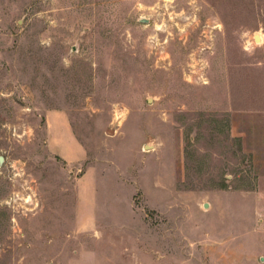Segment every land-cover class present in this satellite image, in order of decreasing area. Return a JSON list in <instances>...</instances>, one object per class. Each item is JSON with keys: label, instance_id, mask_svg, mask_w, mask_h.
Wrapping results in <instances>:
<instances>
[{"label": "rangeland", "instance_id": "374dc122", "mask_svg": "<svg viewBox=\"0 0 264 264\" xmlns=\"http://www.w3.org/2000/svg\"><path fill=\"white\" fill-rule=\"evenodd\" d=\"M0 158V264H264V0H0Z\"/></svg>", "mask_w": 264, "mask_h": 264}, {"label": "water", "instance_id": "95a60500", "mask_svg": "<svg viewBox=\"0 0 264 264\" xmlns=\"http://www.w3.org/2000/svg\"><path fill=\"white\" fill-rule=\"evenodd\" d=\"M141 22H143V20H141ZM254 42H256V43H260V38H259V36L258 35H255L254 36ZM2 162V158H0V163Z\"/></svg>", "mask_w": 264, "mask_h": 264}, {"label": "bare ground", "instance_id": "6f19581e", "mask_svg": "<svg viewBox=\"0 0 264 264\" xmlns=\"http://www.w3.org/2000/svg\"><path fill=\"white\" fill-rule=\"evenodd\" d=\"M259 36V35H258ZM259 38H260V36H259ZM260 42H261V38H260Z\"/></svg>", "mask_w": 264, "mask_h": 264}]
</instances>
